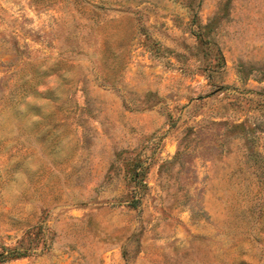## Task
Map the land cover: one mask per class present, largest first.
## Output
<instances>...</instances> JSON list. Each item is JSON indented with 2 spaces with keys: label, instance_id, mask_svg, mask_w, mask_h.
Masks as SVG:
<instances>
[{
  "label": "rangeland",
  "instance_id": "obj_1",
  "mask_svg": "<svg viewBox=\"0 0 264 264\" xmlns=\"http://www.w3.org/2000/svg\"><path fill=\"white\" fill-rule=\"evenodd\" d=\"M0 264H264V0H0Z\"/></svg>",
  "mask_w": 264,
  "mask_h": 264
}]
</instances>
